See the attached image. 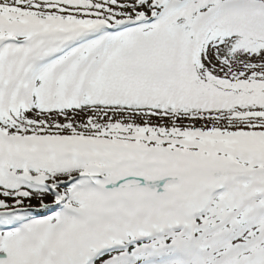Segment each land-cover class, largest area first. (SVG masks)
Returning a JSON list of instances; mask_svg holds the SVG:
<instances>
[{
    "label": "snow or ice",
    "instance_id": "6c2138e0",
    "mask_svg": "<svg viewBox=\"0 0 264 264\" xmlns=\"http://www.w3.org/2000/svg\"><path fill=\"white\" fill-rule=\"evenodd\" d=\"M0 264H264V0H0Z\"/></svg>",
    "mask_w": 264,
    "mask_h": 264
}]
</instances>
